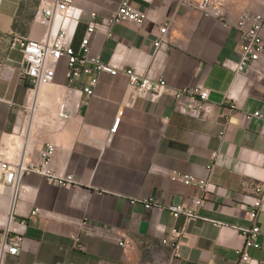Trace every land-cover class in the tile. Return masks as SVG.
Segmentation results:
<instances>
[{"label": "crops", "instance_id": "0c3cea01", "mask_svg": "<svg viewBox=\"0 0 264 264\" xmlns=\"http://www.w3.org/2000/svg\"><path fill=\"white\" fill-rule=\"evenodd\" d=\"M119 1L75 0L82 11L73 38L75 51L90 14L108 18ZM197 1L136 0L134 5L147 13L143 25L117 24L111 38L98 31L91 52L105 62L162 77L176 90L207 88L209 114L197 118L183 112L182 101L167 92L133 95L122 72L98 74L94 95L77 98L70 119L41 130L36 143L31 142L30 129L22 146L27 162L41 163L42 148L54 144L50 169L73 174L78 185L63 189L30 174L24 176L22 189L7 191L0 181V242L9 229L23 223L21 252L7 256L4 264H238L242 230L253 226L247 216L256 198L253 189L264 183V122L245 118V113L264 108V55L254 68L239 73L224 62L238 59L241 37L236 24L264 11V0H228L224 12L229 26L204 15ZM39 3L0 0V145L5 142L9 152L6 139L15 138L27 91L18 78L22 53L11 48V40L15 35L41 39L47 33L49 27L36 20ZM166 24L169 30L176 28L180 38L170 39L155 56L154 41ZM65 67L63 60L58 82H64ZM44 89L39 100L44 105L62 92ZM119 110L123 113L113 133ZM173 173L210 181L214 191L200 218L175 219L168 211L170 205L191 206L200 193L172 181ZM147 199L158 201L162 209L132 203ZM258 225L264 231V208ZM172 230L184 233L175 259L174 248L163 244ZM123 238L129 244L126 249L118 243ZM248 255L250 264H264V248H250Z\"/></svg>", "mask_w": 264, "mask_h": 264}, {"label": "built area", "instance_id": "2783aa9c", "mask_svg": "<svg viewBox=\"0 0 264 264\" xmlns=\"http://www.w3.org/2000/svg\"><path fill=\"white\" fill-rule=\"evenodd\" d=\"M135 1L120 0L113 15L102 20H98L97 14L92 12L78 51H75L73 47V38L82 11L75 5V0H40L36 20L45 23L49 27L47 33L41 39H30L19 35L13 36L11 48L19 49L22 53V60L19 62L17 70L20 83L26 85L27 88V101L29 95L42 86H53L62 91L55 99L54 111L48 120L42 122L43 125L52 128L70 119L72 107L77 98L82 95L93 96L98 82L97 75L102 73L113 76L119 72L124 73L128 78L129 90L133 95H142L147 92L160 95L167 92L173 94L179 102L182 101L180 104L183 112L197 118H204L209 114L212 106L210 91L207 88L196 86L176 90L169 87L167 81L162 77L156 78L149 73L145 74L134 66L123 67L112 61L105 62L99 55L92 54L91 41L98 31H104L107 37L111 38L113 36L111 29L117 24L132 22L139 26L143 25L147 19V13L135 6ZM142 1L151 3L152 0ZM227 1L198 0L197 6L204 15L214 17L225 26H229L224 12ZM236 28L241 37L238 59H228L224 62V65L235 73H239L254 68L264 55V11L254 14L252 17L246 16L236 24ZM170 39L169 25L166 24L160 27L154 41L155 56L170 43ZM63 60L66 61V67L63 75L64 82L61 83L57 81V75ZM84 77L88 78L86 82H82ZM79 83L82 86H78ZM21 108L18 111L17 125L22 124L20 114L23 112ZM39 108L40 105L38 110ZM122 113L123 110H119L111 132L115 133L117 131ZM245 118L247 120L256 118L264 122V108L253 113H245ZM22 150L23 147L20 148L18 145L14 154L12 153L13 155L10 156L7 144L3 142L0 145V181L4 188L16 191L22 189L24 176L30 174L43 176L50 185L63 189H71L78 185L73 174L59 175L50 169V162L55 151L54 144L49 143L45 148H42L41 163L27 162ZM213 156L215 157V154ZM171 180L186 186H193L200 191L192 200L191 206L185 203L170 205L168 211L173 218L177 219L182 216L187 220L200 218V210L204 207L208 195L214 191L210 181L181 173L171 174ZM253 191L256 198L247 211L248 219L253 223V226L250 229L242 230L244 245L237 251L238 264L251 263L252 260L248 255L250 248H264V231L258 225L259 214L264 208V183L255 186ZM132 203H140L148 210L162 209L160 203L154 199L133 201ZM11 220L13 221L12 216ZM20 225H23V223H17L2 237L3 240L0 242V264L5 263L7 256H19L23 247V232ZM183 237V232L172 230L171 236L163 241V244L171 245L174 248V259L177 257L178 243ZM73 239L79 246V240L76 237H73ZM118 243L124 249L129 246L124 238ZM100 264L109 263L102 262Z\"/></svg>", "mask_w": 264, "mask_h": 264}, {"label": "rangeland", "instance_id": "374dc122", "mask_svg": "<svg viewBox=\"0 0 264 264\" xmlns=\"http://www.w3.org/2000/svg\"><path fill=\"white\" fill-rule=\"evenodd\" d=\"M170 38H171V41H174L175 39L180 38L179 32L177 31L176 28H171ZM43 88L44 87H42V89ZM55 99L52 101V103H50L48 105H44V104L40 105L39 110H37L38 111L37 116L35 118V121L33 123L32 128H31V142H33V143L39 142L40 138H41L40 137L41 130H43L44 128H49L48 126L43 125L42 122H44L45 120H48V118L51 116L52 112L54 111ZM32 102L34 105L39 103L38 99H36V97H33ZM21 110L23 112L22 114H20V117H22V124H20V125L18 124L17 128L15 129V131L12 134L15 137V138H12L13 140H15V142H12V139H9V138L6 139V142L9 144L10 149H11V152H9L10 156L13 155L15 150L17 149V147H18L17 144H19V147L22 148L24 140H26V137L30 133V129H24L26 127L25 126L26 122L28 120H30V116H31L30 105L27 101V93H26L25 105H24V107L21 108ZM14 145L15 146L17 145V147L15 148Z\"/></svg>", "mask_w": 264, "mask_h": 264}, {"label": "bare ground", "instance_id": "6f19581e", "mask_svg": "<svg viewBox=\"0 0 264 264\" xmlns=\"http://www.w3.org/2000/svg\"><path fill=\"white\" fill-rule=\"evenodd\" d=\"M42 87H53V86H42ZM42 87H40L39 89H37L34 93L30 94L29 97H28V102L30 104V109H31V116H30V120H28L26 122V127L24 129H31L32 126H33V123L35 121V119H33L34 117L36 118L37 116V110H38V106L39 105H42V104H33L32 100H33V97H36V99H38V102L41 98H43V96H45V92H44V88L42 90H40ZM40 90V91H39ZM33 116V117H32ZM33 122V123H32ZM31 125V127H29ZM7 191H14V190H11V189H7Z\"/></svg>", "mask_w": 264, "mask_h": 264}]
</instances>
